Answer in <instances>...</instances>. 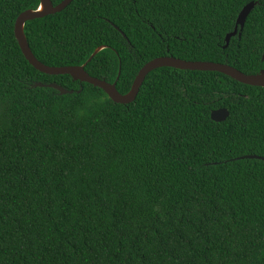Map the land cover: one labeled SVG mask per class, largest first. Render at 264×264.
I'll return each mask as SVG.
<instances>
[{
  "label": "trees",
  "instance_id": "1",
  "mask_svg": "<svg viewBox=\"0 0 264 264\" xmlns=\"http://www.w3.org/2000/svg\"><path fill=\"white\" fill-rule=\"evenodd\" d=\"M38 4L0 0V264H264V160L239 159L264 157V86L160 67L113 102L26 60L14 24ZM24 33L122 94L160 56L264 68V0H72Z\"/></svg>",
  "mask_w": 264,
  "mask_h": 264
},
{
  "label": "water",
  "instance_id": "2",
  "mask_svg": "<svg viewBox=\"0 0 264 264\" xmlns=\"http://www.w3.org/2000/svg\"><path fill=\"white\" fill-rule=\"evenodd\" d=\"M39 4L35 9H28L21 12L15 20L14 24V35L17 39L19 47L22 51V54L26 60L38 71L50 74V75H64L68 74L73 80H78L81 82H87L92 84L95 87L102 89L108 97L116 103L128 104L136 98L139 89L148 73L152 70L160 67H172L180 70H200V71H216L222 74H225L238 82L251 86H264V68L261 69L258 73L255 74H246L237 68L230 66L226 63L212 62V61H187L174 56H160L153 58L152 60L145 63L140 70L138 71L131 88L128 92L122 94L118 91L116 87V82H108L105 79H100L97 77L90 76L89 73L85 70V64L82 65H72V66H48L40 62L32 53L26 35L24 33V25L27 21L41 18L43 16L53 14L56 12L62 11L67 7L72 0H62L57 5H54L51 0H38ZM255 2H249L246 4L238 14L236 25L232 32H229L225 37V45L228 46L230 38L238 33V28L240 30L244 27L246 18L252 8L254 7ZM117 28V27H116ZM240 36V34H239ZM106 46L98 47L93 54L90 56L88 61L100 50ZM35 86H44L42 83H36ZM46 86L56 89L60 94H66L72 92L63 86H60L56 83H50ZM229 115L227 108H217L211 111L210 118L215 122L224 121ZM243 158H257L264 160V157L259 155H243L239 159Z\"/></svg>",
  "mask_w": 264,
  "mask_h": 264
}]
</instances>
